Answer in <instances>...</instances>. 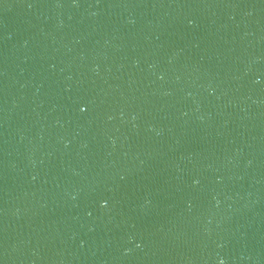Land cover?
<instances>
[{"label": "water", "instance_id": "95a60500", "mask_svg": "<svg viewBox=\"0 0 264 264\" xmlns=\"http://www.w3.org/2000/svg\"><path fill=\"white\" fill-rule=\"evenodd\" d=\"M264 0H0V264H252Z\"/></svg>", "mask_w": 264, "mask_h": 264}]
</instances>
